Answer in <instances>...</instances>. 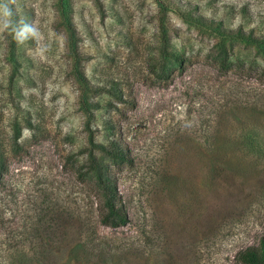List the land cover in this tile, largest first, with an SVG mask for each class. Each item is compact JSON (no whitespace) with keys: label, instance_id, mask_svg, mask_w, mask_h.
<instances>
[{"label":"rangeland","instance_id":"374dc122","mask_svg":"<svg viewBox=\"0 0 264 264\" xmlns=\"http://www.w3.org/2000/svg\"><path fill=\"white\" fill-rule=\"evenodd\" d=\"M164 44L189 60L168 80ZM262 48L264 0H0V264H240L264 238V144L241 140L264 137ZM77 69L102 89L85 96L97 140L129 156L126 226L102 225L78 179Z\"/></svg>","mask_w":264,"mask_h":264},{"label":"trees","instance_id":"16d2710c","mask_svg":"<svg viewBox=\"0 0 264 264\" xmlns=\"http://www.w3.org/2000/svg\"><path fill=\"white\" fill-rule=\"evenodd\" d=\"M66 29L68 34L74 32L73 24L69 22ZM238 32L241 35L244 34L241 30ZM252 39L255 42L259 40L255 37ZM220 44L218 53L219 64L223 70L228 71L233 67V63L229 60L230 54L228 48L222 43ZM73 54L76 58L80 56L76 49L73 50ZM261 54L264 57V48H262ZM161 55L164 63L160 72L154 71L156 76L160 79L168 80L175 71H183L189 61L184 54L177 55L170 52L166 44L162 47ZM165 63L174 65L169 73L165 70ZM75 79L81 85L82 110L84 112V117L86 118L85 131L87 133V143L79 152V155L83 156L84 160L76 170L78 179L82 182H90L96 189L94 198L97 201V208L100 213V222L102 225L111 228L126 226L129 224L130 218L121 199L118 188V179L115 176L113 167L129 163L127 150L117 138L109 137L104 141L97 140L91 121L95 118V112L101 107V104L97 101L94 102L93 100H88L85 96L90 94H94V96L95 94H100L102 89L97 86H91L85 74L80 69L76 70ZM106 92L110 96L115 97L118 101H126L123 99L122 94H115L112 90H107ZM134 106L135 104H133V107ZM29 129H34L31 121H29ZM106 129L112 130L114 128L112 124L109 123V126H107ZM19 138L20 134L14 138L16 145ZM241 140L250 151L252 149L254 150L253 153H257V151L260 150L261 145L264 144V137L257 131H254L253 134L250 135L241 136ZM6 172L7 166L1 152L0 143V183ZM236 258L240 264H264V238L259 245L250 246L241 250Z\"/></svg>","mask_w":264,"mask_h":264}]
</instances>
